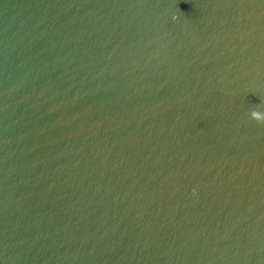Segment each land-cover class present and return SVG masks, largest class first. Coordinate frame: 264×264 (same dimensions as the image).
Wrapping results in <instances>:
<instances>
[{"label": "water", "instance_id": "obj_1", "mask_svg": "<svg viewBox=\"0 0 264 264\" xmlns=\"http://www.w3.org/2000/svg\"><path fill=\"white\" fill-rule=\"evenodd\" d=\"M264 0H0V264H264Z\"/></svg>", "mask_w": 264, "mask_h": 264}, {"label": "clouds", "instance_id": "obj_2", "mask_svg": "<svg viewBox=\"0 0 264 264\" xmlns=\"http://www.w3.org/2000/svg\"><path fill=\"white\" fill-rule=\"evenodd\" d=\"M258 115H259L260 118H264V115H262V114L253 113L254 117H257Z\"/></svg>", "mask_w": 264, "mask_h": 264}]
</instances>
